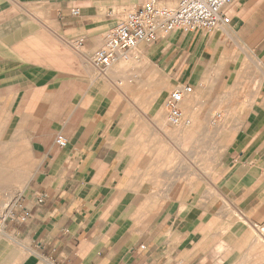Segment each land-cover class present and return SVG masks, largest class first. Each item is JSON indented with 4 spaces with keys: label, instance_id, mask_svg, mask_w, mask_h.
Instances as JSON below:
<instances>
[{
    "label": "crops",
    "instance_id": "0c3cea01",
    "mask_svg": "<svg viewBox=\"0 0 264 264\" xmlns=\"http://www.w3.org/2000/svg\"><path fill=\"white\" fill-rule=\"evenodd\" d=\"M146 2L0 0V216L30 213L4 222L0 264H264V0L100 74L104 34Z\"/></svg>",
    "mask_w": 264,
    "mask_h": 264
},
{
    "label": "built area",
    "instance_id": "2783aa9c",
    "mask_svg": "<svg viewBox=\"0 0 264 264\" xmlns=\"http://www.w3.org/2000/svg\"><path fill=\"white\" fill-rule=\"evenodd\" d=\"M231 2L232 0H176V5L170 7L158 5L157 0H147L146 3L129 11L119 24L104 34L103 45L93 52L90 62L100 74H103L116 62L126 58L129 51L140 44H154L174 32L210 33L223 28L229 23L225 8ZM72 14L77 15L78 10H73ZM78 45H81L80 42ZM190 92V87L180 85L168 94L165 108L168 120L173 126L182 124L179 106L184 94ZM54 143L59 148L66 146V140L60 134L56 135ZM44 199L43 194H36L38 204L43 203ZM29 215V211L21 202L15 203L14 209L8 206L6 212L0 216V230L4 222L24 223ZM260 230L263 232L264 227Z\"/></svg>",
    "mask_w": 264,
    "mask_h": 264
},
{
    "label": "rangeland",
    "instance_id": "374dc122",
    "mask_svg": "<svg viewBox=\"0 0 264 264\" xmlns=\"http://www.w3.org/2000/svg\"><path fill=\"white\" fill-rule=\"evenodd\" d=\"M25 161L27 162L28 161V158L27 156H23V155H15V159L13 161V164L14 166H16L18 168V172H23L22 171V168L24 166V163ZM7 156L5 155H0V163L2 164V166H6V163H7ZM11 162V161H10ZM15 181H16V178H15ZM9 188L7 186V184L4 183V181L1 179L0 177V194H2L3 192L6 191V189ZM2 204H0V213L3 212L5 209L3 206H1Z\"/></svg>",
    "mask_w": 264,
    "mask_h": 264
}]
</instances>
